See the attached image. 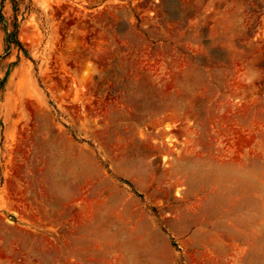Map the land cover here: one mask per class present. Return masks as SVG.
I'll use <instances>...</instances> for the list:
<instances>
[{"label": "rangeland", "instance_id": "rangeland-1", "mask_svg": "<svg viewBox=\"0 0 264 264\" xmlns=\"http://www.w3.org/2000/svg\"><path fill=\"white\" fill-rule=\"evenodd\" d=\"M0 264H264V0H0Z\"/></svg>", "mask_w": 264, "mask_h": 264}]
</instances>
